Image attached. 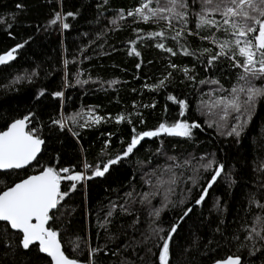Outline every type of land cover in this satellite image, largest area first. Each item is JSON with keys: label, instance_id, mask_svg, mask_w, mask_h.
<instances>
[{"label": "trees", "instance_id": "16d2710c", "mask_svg": "<svg viewBox=\"0 0 264 264\" xmlns=\"http://www.w3.org/2000/svg\"><path fill=\"white\" fill-rule=\"evenodd\" d=\"M141 3L0 0V55L16 48L14 58L0 64V130L29 116L27 130L43 139L32 163L0 170V192L46 167L69 169L61 176L83 173L78 181L61 180L60 191L68 195L48 222L65 254L83 264H160L162 238L174 225L168 264H211L237 255L240 264H264V220L257 219L264 218V94L248 100L246 91L237 92L240 111L213 106L221 97L232 99L234 87L264 89V77L242 80L230 51L208 64L232 36L222 28H196L201 0H187V27L199 34L176 40L183 27L178 21L169 27L165 20L128 15ZM156 7L152 0L149 8ZM57 12L63 19L51 24ZM154 32L165 36L149 35ZM97 117L103 119L97 123ZM185 121L199 125L190 136L140 137L162 123ZM134 137L138 144L123 156ZM118 156L103 176L93 175ZM209 162L212 167H204ZM219 165L223 170L208 188ZM21 239L0 221V264L51 263L37 243L25 249Z\"/></svg>", "mask_w": 264, "mask_h": 264}, {"label": "snow or ice", "instance_id": "6c2138e0", "mask_svg": "<svg viewBox=\"0 0 264 264\" xmlns=\"http://www.w3.org/2000/svg\"><path fill=\"white\" fill-rule=\"evenodd\" d=\"M152 0H147V3H141V6L137 7L134 12H128L129 16L139 15L144 21L154 20L159 22L161 20L168 21V26L172 27V21H178L183 27L176 32V35L172 39L176 40L185 33H191L188 29V4L187 0H156L157 7L149 8ZM147 12V14H146ZM209 12L218 13L221 17L220 20L210 17ZM167 14V15H166ZM197 17L196 28L197 29H210L216 27L218 30L223 29L225 33H230L231 40H226L220 44V51L212 54L208 60V64L211 65L213 61L217 60L220 56H227L229 51L232 54V58L235 61L234 66L243 69V75L240 77L248 83L251 81L264 77V0H201V11L194 13ZM67 16H73V13H67ZM123 14H121L122 18ZM62 14L57 12L55 18L50 21L51 24H56L58 21H62ZM115 23V21H113ZM62 27L67 29L69 25L62 23ZM150 36H165L164 32L150 33ZM208 39L209 37H203ZM241 38H245L242 39ZM215 42V41H214ZM133 43H135L133 41ZM23 45H17V48ZM157 47L164 48L163 44H157ZM228 49V51H225ZM16 48L11 51L0 55V64H5L12 60L13 53ZM135 51V49H133ZM173 55L171 48L167 49ZM205 52H211L210 49H205ZM139 55V53H136ZM185 54H193L186 52ZM237 55L243 59H237ZM260 58L257 59L256 57ZM258 65V67H257ZM175 67V65H172ZM187 72V69H185ZM35 74V73H34ZM17 79H20L18 77ZM86 83V81H85ZM115 83V82H113ZM163 83V81H161ZM203 83V82H202ZM213 83H219L213 81ZM247 93L248 100H252L258 95L264 94V89H257L255 87L245 88H233V98L221 97L216 103H226L230 105L234 110L240 111L241 105L239 99L235 94L237 92ZM56 96H61L62 93H55ZM248 100L244 103L247 104ZM184 104L183 101H180ZM103 117L95 118V122H99ZM118 119H122L118 118ZM29 120V116H25L23 119L14 121L7 131L0 132V169H12L21 168L35 159L37 152L40 149V145L43 143L36 135H34V129L25 131L26 121ZM59 123V121H56ZM199 127L198 124L188 122L174 123L170 127L165 124H160L156 131L144 132L140 134V137L157 136L160 132L175 134L179 136H190L191 129ZM232 133L236 136L240 135V131H237L236 127L232 128ZM232 133H229L230 135ZM139 139L134 137L131 143L128 145L127 150L123 153V156H128L132 153L134 147L138 144ZM121 157H117L116 160H110L103 165L101 169L99 166L94 170L93 175L103 176L108 171L109 164H115ZM170 159H175L171 157ZM90 165L85 164V168H90ZM204 167L211 168L212 162H209ZM223 165L215 170V174L212 176L211 181L208 183V188L212 186L221 174ZM67 173L69 169L54 170L52 167L44 169L39 175L30 176L25 180L15 184L13 187L8 188L6 191L0 193V221L10 224L12 229H16L22 232V246L27 249L35 242H39V248L42 253H46L51 257L53 264H79L75 259L69 258L62 250L61 240L58 238V232L53 230L51 226H47L48 222L53 218L49 215L50 211L56 209L59 201L62 200L68 193H61L60 182L62 179H69L78 181L83 179L82 173H75L71 176H61L60 173ZM75 188V185H73ZM208 188H205L196 201L197 204L201 203L207 195ZM130 195V194H129ZM264 207V205H261ZM191 209H188L184 215L186 216ZM159 215V212L156 213ZM111 215V213H109ZM258 220H264V218H257ZM35 220V223H33ZM158 231H164L162 228ZM176 231L174 225L170 230L167 238L164 239L162 249L159 253L160 264H168L169 256V243L172 239V233ZM255 232V228L252 229ZM264 239V237H261ZM95 251V250H93ZM240 257L229 256L226 260L218 262V264H240Z\"/></svg>", "mask_w": 264, "mask_h": 264}, {"label": "water", "instance_id": "95a60500", "mask_svg": "<svg viewBox=\"0 0 264 264\" xmlns=\"http://www.w3.org/2000/svg\"><path fill=\"white\" fill-rule=\"evenodd\" d=\"M19 119H23V118H19ZM16 120H18V119H15V120L11 121V122L8 124V126H7L6 128H4L3 130H0V132L7 131L8 128L11 126V124H12L14 121H16ZM25 131H28V130H27V121H26ZM38 138H39V137H38ZM39 139H40L41 141H43L42 138H39ZM42 145H43V143L40 145V149H39V151L37 152L36 157H37L38 154L40 153L41 148H42ZM36 157H35V158H36ZM34 160H35V159H33L32 161H30L28 164L24 165L23 167H26L27 165H29L30 163H32ZM23 167H21V168H23ZM46 168H48V167H46ZM46 168H44V169H46ZM15 169H17V168H15ZM18 169H20V168H18ZM44 169H43V170H44ZM0 170H7V169H0ZM43 170L38 171V172H36V173L29 174L28 176H26V177H24V178H22V179L16 181L15 183H13V184L10 185V186H8V187L5 188L4 190H2L0 193H2L3 191H6L8 188L13 187L15 184L21 182L22 180L27 179V178L30 177V176L39 175ZM51 211H52V210H51ZM51 211H50V212H51ZM33 223H35V220H33ZM8 224H9V223H8ZM9 225H10V224H9ZM47 226H48V225H46V227H47ZM13 230H16V229H13ZM17 231H19V230H17ZM20 232H21V231H20ZM21 233H22V232H21ZM22 238H23V234H22ZM58 238H59V237H58ZM21 241H22V239H21ZM35 243H37V244L39 245V242H35ZM21 244H22V243H21ZM61 245H62V244H61ZM49 257H50V256H49ZM227 257H229V256H227ZM227 257L222 258V259H217V260L213 261L211 264H218V262L223 261V260H226ZM50 259H51V257H50ZM71 259H72V258H71ZM78 262H79V261H78ZM50 264H53L52 260H51V263H50ZM79 264H83V263L79 262Z\"/></svg>", "mask_w": 264, "mask_h": 264}, {"label": "rangeland", "instance_id": "374dc122", "mask_svg": "<svg viewBox=\"0 0 264 264\" xmlns=\"http://www.w3.org/2000/svg\"><path fill=\"white\" fill-rule=\"evenodd\" d=\"M83 174V173H82Z\"/></svg>", "mask_w": 264, "mask_h": 264}]
</instances>
